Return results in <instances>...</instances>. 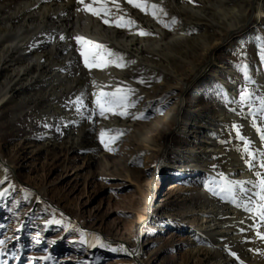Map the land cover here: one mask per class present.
Instances as JSON below:
<instances>
[{"label":"rangeland","instance_id":"1","mask_svg":"<svg viewBox=\"0 0 264 264\" xmlns=\"http://www.w3.org/2000/svg\"><path fill=\"white\" fill-rule=\"evenodd\" d=\"M22 1L0 0L1 14ZM130 17L151 33L144 38L161 35L136 11ZM173 17L179 23L168 28L169 39H178L186 18L175 11L163 19L170 24ZM187 18L191 26L184 39L158 50L150 64L135 59L123 69L115 67L123 79L113 76L110 88L104 85L106 92L135 90L131 99L136 106L128 115L133 123L126 130L107 129L120 116L108 113L105 118L96 105L88 108L82 94L88 88L100 92L104 77L97 73L107 68L89 72L80 54L71 88L40 81L17 85L10 73L1 76L0 95L9 87V96L0 106V165L5 168L0 179V264H214L212 248L200 244L206 225L202 205L212 198L231 206L237 188L219 166L234 160L250 184L238 211L248 218L256 238L264 234V222L253 211L264 203V62L259 60L264 19L251 21L246 33L228 40L224 29L213 33L209 19ZM213 64L231 74L221 70L215 75L206 68ZM195 70L203 73L195 76ZM141 79L145 83H138ZM177 80L182 84L176 85ZM243 92L249 96L242 101ZM78 99L82 104L75 103ZM59 107L71 109L75 119L62 117ZM178 110L180 124L172 125ZM141 114L143 119L132 118ZM97 116V125L78 126ZM213 120L221 122L216 137L220 153L211 160L217 168L206 173L191 167L189 156L203 142L205 122ZM189 128L192 134L181 133ZM101 132L108 134L105 141L122 133L109 145L111 151L101 143Z\"/></svg>","mask_w":264,"mask_h":264},{"label":"bare ground","instance_id":"2","mask_svg":"<svg viewBox=\"0 0 264 264\" xmlns=\"http://www.w3.org/2000/svg\"><path fill=\"white\" fill-rule=\"evenodd\" d=\"M120 2L129 16L131 11H136L139 17L147 19L149 23H154L161 35L149 39L133 34L140 29L139 26L128 31L104 25L96 17L77 11L81 5H78L74 0H23L12 9H7V6V10L3 14H1V9L4 8L0 7V78L4 73H10L17 85L40 81L52 84L56 88H62L65 86L64 84L71 88L75 83V73L72 68L80 54V45L76 44L73 39L77 35L84 36L95 43L104 45L113 52L123 55L127 65L135 59L150 64L153 55L158 50L165 51L171 47L172 41L185 38L186 31L191 26L187 16L209 19L212 22L213 33L224 29L228 40L240 33H246L250 29L251 21L264 19V0H210L207 7L203 4H186L184 0H149L150 3L161 4L167 14L176 11L179 16L186 18L180 29L181 32H179L181 36L178 39H169L171 31L163 27L162 23L150 14L146 15L138 9L132 8L124 3V0H120ZM163 18L164 15H161L160 20L169 23L167 19ZM60 36H64L65 39H59ZM207 53L211 54L212 50H207ZM206 68L208 70L213 69L215 75L221 70L226 76L231 74L230 70L224 67L219 70L214 64ZM97 70L95 69L94 73H97ZM202 73L203 70H195V76ZM97 74L104 77L103 83L98 88L99 91H105V88L114 82L113 76L120 79L124 77L122 72L118 69L115 70V67L112 66L107 68L105 73L98 72ZM167 79L163 78L165 82ZM176 83V85H180L182 81L177 80ZM222 83L226 84L225 80H222ZM107 84L108 87H105L104 85ZM8 88L3 90L0 95V106L9 96ZM93 89L88 88L82 94L89 104L88 108L95 105L94 101L98 92L93 93ZM181 103L179 102L180 105ZM58 111L65 119H75L71 109L66 112L59 107ZM181 115V111H176L171 117L170 123L172 125L180 124ZM92 117L82 120L78 126L87 129L97 125L100 117ZM129 117L131 116L122 117L123 119L114 117L115 124L113 123L107 129L114 131L125 127L130 128L133 122ZM205 124L207 126H203L205 128L202 133L203 142H198L197 148L189 158L192 162L191 167H198V169L208 173L211 169L217 168L211 160L220 153L216 137L220 136L221 122L213 120L212 122L206 121ZM244 126L246 128L247 125L244 124ZM71 129L68 132L72 134L75 128L72 126ZM166 131L161 129V133ZM191 131L193 129L189 128L187 131H181V133L192 134ZM250 141L256 144L254 135L250 136ZM75 143L72 141L71 145L73 146ZM142 143L146 144L145 147H150L146 141L142 140ZM224 166H219L220 170L225 171L237 190L234 198H232L231 206L219 204L217 200L212 198H207L203 203V218H205L206 225L203 230L205 239L201 240V247L212 248L214 264H264V240L260 238L264 234H260L256 238L249 229L248 218L238 211V202L250 190V184L245 181V171L238 160L227 164L224 162ZM3 170L5 168L1 163L0 179L3 177L1 176ZM205 193L207 194L206 191ZM231 253L234 254V258H232ZM229 258L232 259L229 260Z\"/></svg>","mask_w":264,"mask_h":264},{"label":"snow or ice","instance_id":"3","mask_svg":"<svg viewBox=\"0 0 264 264\" xmlns=\"http://www.w3.org/2000/svg\"><path fill=\"white\" fill-rule=\"evenodd\" d=\"M78 5H81L80 8H77V11H82L85 14L96 17L101 20L104 25L109 27H115L118 29H126L132 31L134 28H138L136 21L132 19L125 9L121 6L120 0H75ZM188 3H193V0H187ZM124 3L130 5L132 8L138 9L140 12L151 15L158 22L163 24L165 28H171L172 26L179 23L176 18H171V23H164L160 20V16H167V12L158 3H150L149 0H124ZM133 34L139 35L141 37L151 35V33L139 29ZM59 39L64 40V36H60ZM76 44L80 45V55L83 57V66L91 72L93 69L104 70L109 66H114L116 68L123 69L127 67L125 63V57L119 53L113 52L102 44L95 43L90 39H87L84 36L77 35L73 38ZM259 60L264 62V47H261L259 50ZM130 63H135L131 61ZM245 76L247 78V69H245ZM138 83H145L143 79L139 80ZM132 88H116L115 91L105 92L101 90L96 94L95 105L96 110L101 117H106V114L110 113L115 116L127 117L130 108H134L135 101L131 99L132 94L134 93ZM249 93L243 92L240 99L243 101L247 99ZM75 103L82 104V100H77ZM261 104L264 106V98L261 99ZM79 110V109H77ZM133 119H143L144 116H133ZM239 134V133H237ZM108 135L106 132H101V143L104 145L105 149L111 151L110 144L114 143L122 133L117 132L116 135L109 136L108 140L105 141V136ZM243 139V137H240ZM264 138V137H262ZM247 147L245 151L247 152ZM4 183V181H0ZM260 200L264 202V180L260 181ZM4 193H0V196H3ZM262 222H264V203H261L256 209H254ZM51 223V222H50ZM55 223H60L55 221ZM260 238L264 240V235H261ZM83 242V241H81ZM3 241L0 240V244ZM47 259V258H45Z\"/></svg>","mask_w":264,"mask_h":264}]
</instances>
